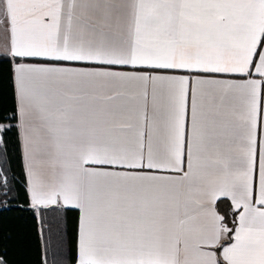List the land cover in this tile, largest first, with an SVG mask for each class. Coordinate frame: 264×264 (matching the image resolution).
I'll return each mask as SVG.
<instances>
[{
  "label": "snow or ice",
  "instance_id": "6c2138e0",
  "mask_svg": "<svg viewBox=\"0 0 264 264\" xmlns=\"http://www.w3.org/2000/svg\"><path fill=\"white\" fill-rule=\"evenodd\" d=\"M0 64L37 264H264V0H0Z\"/></svg>",
  "mask_w": 264,
  "mask_h": 264
},
{
  "label": "trees",
  "instance_id": "16d2710c",
  "mask_svg": "<svg viewBox=\"0 0 264 264\" xmlns=\"http://www.w3.org/2000/svg\"><path fill=\"white\" fill-rule=\"evenodd\" d=\"M10 71L7 64H0V111L8 112L13 107V90L10 79ZM0 135H4L0 133ZM7 142V155H0V164L10 171V175L23 180V162L20 146L14 132L4 135ZM3 146H0L2 152ZM23 196L13 206L0 209V252H6L11 264H37L39 251L42 248L37 235L38 222L33 219L30 209H20L16 205L23 204ZM218 211L221 214L230 213V202H218ZM61 233H67V246L73 247L75 226L78 219V211L64 209L54 218Z\"/></svg>",
  "mask_w": 264,
  "mask_h": 264
},
{
  "label": "crops",
  "instance_id": "0c3cea01",
  "mask_svg": "<svg viewBox=\"0 0 264 264\" xmlns=\"http://www.w3.org/2000/svg\"><path fill=\"white\" fill-rule=\"evenodd\" d=\"M78 216H79V212H78Z\"/></svg>",
  "mask_w": 264,
  "mask_h": 264
},
{
  "label": "rangeland",
  "instance_id": "374dc122",
  "mask_svg": "<svg viewBox=\"0 0 264 264\" xmlns=\"http://www.w3.org/2000/svg\"><path fill=\"white\" fill-rule=\"evenodd\" d=\"M0 152H1V149H0Z\"/></svg>",
  "mask_w": 264,
  "mask_h": 264
}]
</instances>
